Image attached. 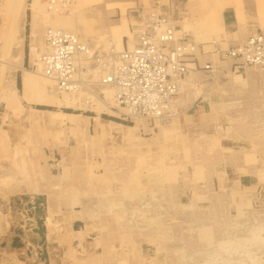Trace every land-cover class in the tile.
I'll list each match as a JSON object with an SVG mask.
<instances>
[{"label":"rangeland","instance_id":"rangeland-1","mask_svg":"<svg viewBox=\"0 0 264 264\" xmlns=\"http://www.w3.org/2000/svg\"><path fill=\"white\" fill-rule=\"evenodd\" d=\"M199 1L206 8H215L228 2L241 7L248 0ZM252 1L259 7L264 6V0ZM140 2L148 7L147 0ZM48 3V0H0V119L18 120L23 118L20 116L23 113L28 120L27 126L18 127L23 141L16 144L10 158L12 162L7 163L8 170L36 184L46 183V192L62 190L66 202L63 214L52 220L48 214L44 227L41 223V231L46 230L48 241L50 236H57L60 264H164L169 255L165 254L167 248H159L160 255L150 262L145 248L140 247L141 241L136 240L135 232L141 231L144 226L141 219H145V214L141 216L139 210L142 208L145 213L147 207L138 206L134 195L145 196L147 189L155 186L175 189L173 195H167L162 189L155 191L159 199L174 197V202L181 203L179 200L186 196L198 200L200 191L197 189L211 182L207 171L215 160L199 158L204 152L197 149V143H183L181 134L163 125L175 117L162 123L164 121L124 116L115 101L114 88L99 83L104 74L95 65L85 74L84 86L66 93L41 75L38 58L45 47L47 28L75 33L95 52L113 59L124 47L132 48L137 32L144 28L152 12L168 18L164 12L153 8L142 12L137 0H68L57 10L51 9ZM51 16L65 17L68 23L53 25ZM138 19L142 22L141 28L131 29ZM36 21L42 27L39 36L33 29ZM24 56L29 57L28 64ZM20 69L22 81L18 77ZM46 95L58 100L69 98L72 104L41 103L40 99ZM45 110L49 111L44 113ZM126 170L127 177L122 173ZM31 197L18 196L12 205L23 218L29 214L34 227L26 226L35 239L28 240L23 256H32V261H27L31 264L40 258L44 263L47 257L42 258L39 252L45 240L40 241L43 234L35 232L36 220H43L41 202L38 205L41 211L36 213L34 200L40 197L35 194ZM95 207L112 221L104 224L94 216L90 218L93 221H86L88 212L92 213ZM103 230L109 235L105 236V249ZM13 243L20 245L13 246ZM11 245L24 249L25 243L18 238L13 239ZM140 251L144 253L142 258ZM208 256L203 252L192 254V263L186 264Z\"/></svg>","mask_w":264,"mask_h":264},{"label":"crops","instance_id":"crops-1","mask_svg":"<svg viewBox=\"0 0 264 264\" xmlns=\"http://www.w3.org/2000/svg\"><path fill=\"white\" fill-rule=\"evenodd\" d=\"M137 2L142 12L150 8L164 12L177 36L195 42V64L190 66L210 65L208 69H194L182 79L174 102L177 117L163 125L181 134L183 143H197V149L204 152L199 158H212L215 162L207 171L211 182L197 189L198 200L186 196L179 200L181 203L174 202V197L159 199L155 191L162 189L173 195L175 189L155 186L148 188L145 196L134 195L138 206L147 207L145 213L142 208L139 210L145 219H141V231L135 232L136 240L141 241L140 247L145 248L150 262L160 255L159 248H167L165 254L169 255L164 264L192 263L190 255L200 252L211 255L193 260L194 264H264V67L232 69L220 59L228 47L242 43L254 32L264 33V6L259 7L252 0L241 7L228 2L215 8H206L199 0H147L145 8V3ZM66 19L51 16L50 22L65 25ZM133 23L131 29L141 28L140 19ZM33 29L42 35L37 21ZM25 60L28 64L29 57L24 56ZM18 77L22 81L21 69ZM20 116L23 118L18 120L0 119V264L32 261V256L23 255L28 240L35 239L26 226L34 227L29 214L23 218L13 207L16 197L27 199L35 194L42 198L43 227L48 214L51 220L63 214L66 203L62 190L46 192V183L36 184L8 170L16 144L23 141L18 127L28 125L24 114ZM103 173L107 172H100ZM122 173L127 177V170ZM193 207L198 209L194 211ZM91 216L104 224L112 221L97 207L88 212L85 220ZM106 231L102 234L104 249L105 236L109 237ZM17 237L25 243L24 249L11 245ZM42 240L45 244L39 255L47 259L43 263L40 258L33 264H60L56 234L48 241L45 230ZM142 254L140 251L141 258Z\"/></svg>","mask_w":264,"mask_h":264},{"label":"built area","instance_id":"built-area-1","mask_svg":"<svg viewBox=\"0 0 264 264\" xmlns=\"http://www.w3.org/2000/svg\"><path fill=\"white\" fill-rule=\"evenodd\" d=\"M53 10L68 0H48ZM45 47L39 54L41 75L64 91H77L85 74L99 68L104 74L99 83L114 88V98L124 116L149 120H170L177 116L175 97L182 79L194 69H208L209 64H195L196 44L177 36L169 21L158 14L147 16L144 28L136 34L132 48H125L116 58L95 52L75 33L47 28ZM232 69L245 66L264 67V33L250 34L242 43L220 54Z\"/></svg>","mask_w":264,"mask_h":264},{"label":"bare ground","instance_id":"bare-ground-1","mask_svg":"<svg viewBox=\"0 0 264 264\" xmlns=\"http://www.w3.org/2000/svg\"><path fill=\"white\" fill-rule=\"evenodd\" d=\"M10 33V32H9ZM19 53V52H18ZM49 84H50V82H49ZM66 93L67 92H74V91H65ZM64 92V93H65ZM48 93V92H47ZM67 95V94H66ZM72 95V94H71ZM75 95V94H74ZM92 95V94H91ZM95 95V94H94ZM68 96V95H67ZM66 97V96H65ZM69 97V96H68ZM57 98H55V99H53L50 95H46L45 97H43V98H41L40 100H41V103L43 102V103H45V104H49V105H61V104H68V103H71L72 101H69L70 99L69 98H65V99H57ZM67 99V100H66ZM69 99V100H68ZM75 101V100H74ZM72 104V103H71ZM70 104V105H71ZM83 104V103H82ZM104 104V103H103ZM88 105V104H87ZM90 106V105H89ZM40 111V110H39ZM42 111V110H41ZM49 110H45L44 111V113H46V112H48ZM60 113H62V115H65V116H70L71 114H68V113H65V112H60ZM43 116L45 117L46 116V114H43ZM128 131V130H127Z\"/></svg>","mask_w":264,"mask_h":264},{"label":"water","instance_id":"water-1","mask_svg":"<svg viewBox=\"0 0 264 264\" xmlns=\"http://www.w3.org/2000/svg\"><path fill=\"white\" fill-rule=\"evenodd\" d=\"M41 200L40 198H37L34 200V208H35V212L36 213H40L41 209L38 207V205L40 204ZM36 223H37V228L35 229V232H37L39 235H42V231H41V218H38L36 220ZM13 246H19L20 244H17V243H13L12 244Z\"/></svg>","mask_w":264,"mask_h":264}]
</instances>
